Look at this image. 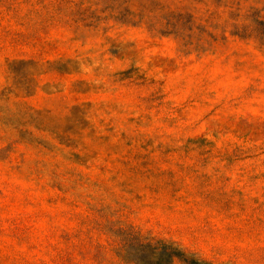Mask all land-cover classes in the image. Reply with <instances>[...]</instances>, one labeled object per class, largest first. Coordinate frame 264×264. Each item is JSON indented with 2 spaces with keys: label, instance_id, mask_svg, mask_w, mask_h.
I'll list each match as a JSON object with an SVG mask.
<instances>
[{
  "label": "rangeland",
  "instance_id": "1",
  "mask_svg": "<svg viewBox=\"0 0 264 264\" xmlns=\"http://www.w3.org/2000/svg\"><path fill=\"white\" fill-rule=\"evenodd\" d=\"M264 264V0H0V264Z\"/></svg>",
  "mask_w": 264,
  "mask_h": 264
},
{
  "label": "trees",
  "instance_id": "2",
  "mask_svg": "<svg viewBox=\"0 0 264 264\" xmlns=\"http://www.w3.org/2000/svg\"><path fill=\"white\" fill-rule=\"evenodd\" d=\"M162 254L158 255V256H154L153 258H143V263L144 264H173V258L172 255L170 253L167 252L166 248L163 246L162 247ZM185 264H205V263H201L192 259H189L187 261L184 262Z\"/></svg>",
  "mask_w": 264,
  "mask_h": 264
}]
</instances>
